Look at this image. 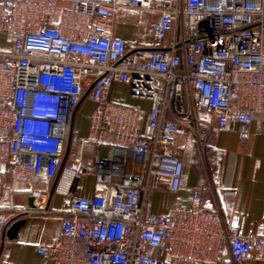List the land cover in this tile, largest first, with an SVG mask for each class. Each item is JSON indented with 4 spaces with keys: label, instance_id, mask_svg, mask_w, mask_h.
Masks as SVG:
<instances>
[{
    "label": "built area",
    "instance_id": "obj_1",
    "mask_svg": "<svg viewBox=\"0 0 264 264\" xmlns=\"http://www.w3.org/2000/svg\"><path fill=\"white\" fill-rule=\"evenodd\" d=\"M120 6L158 14L161 47H134L113 32ZM0 230L48 206L18 208L24 193L42 204L51 193L70 197L55 242L35 246L43 264H216L264 260V228L244 236L203 205L204 190L183 197V145L195 110L242 142L264 118V0H0ZM129 84L149 111L116 103ZM188 98L190 113L177 99ZM89 103L88 133L73 128ZM192 114V115H191ZM107 155L85 162L80 144ZM69 145V152L67 148ZM94 179L91 197L77 180ZM175 194L166 215L154 212L160 190ZM14 213L9 219L7 213Z\"/></svg>",
    "mask_w": 264,
    "mask_h": 264
},
{
    "label": "crops",
    "instance_id": "obj_2",
    "mask_svg": "<svg viewBox=\"0 0 264 264\" xmlns=\"http://www.w3.org/2000/svg\"><path fill=\"white\" fill-rule=\"evenodd\" d=\"M159 23L158 14L120 6L113 21V32L115 37L134 47L154 49L171 40L170 34H159ZM9 47L8 35L0 33V48ZM127 86L130 85L115 86L112 94L114 102L115 90ZM134 103L138 104L137 100L131 104ZM175 106L179 113H190L188 98L177 99ZM81 108L75 115L73 128L78 136H86L88 128L78 126ZM140 109L145 114L149 111V107L147 111ZM194 114L203 124L196 127L193 123L187 134L179 138V143L184 147L180 194L187 198L194 187H202L204 208L208 212L220 213L226 225H238L244 236H251L264 228V118L258 117L253 121L248 140L242 142L235 130H221L209 112L196 109ZM209 114L212 118H208ZM74 154L85 162H95L107 155V149L87 141L74 149ZM6 170L7 166L0 164V171ZM93 184V177L84 174L77 180L75 191L78 195L91 197ZM30 198L27 194L19 193L13 199L18 208L26 209L30 206ZM174 201L175 194L160 190L154 198V212L168 214ZM0 202L4 200L0 199ZM34 204L48 206L52 213L36 211L20 218L25 220V224L14 239L8 238L0 230V264H43L35 252V246L55 242L61 225L60 212L70 206L71 199L60 193H51L42 204L39 201ZM7 217L11 220L15 215L8 212ZM216 264H264V260L254 257L236 262L227 250Z\"/></svg>",
    "mask_w": 264,
    "mask_h": 264
},
{
    "label": "rangeland",
    "instance_id": "obj_3",
    "mask_svg": "<svg viewBox=\"0 0 264 264\" xmlns=\"http://www.w3.org/2000/svg\"><path fill=\"white\" fill-rule=\"evenodd\" d=\"M114 99H115L116 102H119L120 104L128 105L130 107H135V108L140 107L144 111H147L148 107H149V100L148 99H143V98H138V97H133L132 96V92H131V87L130 86L118 87L115 90ZM135 100H137L138 104H135V103L131 104ZM137 105H139V106H137ZM89 108H90L89 103H85L82 106V108L80 109V111H79L78 126L81 127V128H88L89 120H88L87 114H88ZM209 115H208V118L211 117L212 114L210 116Z\"/></svg>",
    "mask_w": 264,
    "mask_h": 264
},
{
    "label": "water",
    "instance_id": "obj_4",
    "mask_svg": "<svg viewBox=\"0 0 264 264\" xmlns=\"http://www.w3.org/2000/svg\"><path fill=\"white\" fill-rule=\"evenodd\" d=\"M69 152V145L67 148V153ZM30 208L34 209L36 208V199L34 197H31L30 200ZM20 217L14 219L11 221L9 228L5 231V236H7L10 239H14L17 235V232L19 231V229L25 224V220L21 219L19 220Z\"/></svg>",
    "mask_w": 264,
    "mask_h": 264
}]
</instances>
